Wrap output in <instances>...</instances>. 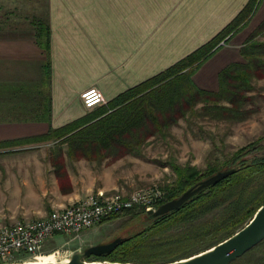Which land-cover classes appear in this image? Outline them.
<instances>
[{
    "label": "crops",
    "instance_id": "crops-1",
    "mask_svg": "<svg viewBox=\"0 0 264 264\" xmlns=\"http://www.w3.org/2000/svg\"><path fill=\"white\" fill-rule=\"evenodd\" d=\"M249 1L0 0V142L45 135L51 126L57 128L84 116L93 110L82 103L84 91L97 87L107 102L112 100L209 41ZM33 15V20L28 18ZM36 17L48 23V50L39 42ZM263 19L261 0L247 25L195 73L199 87L219 89L220 71L232 62H243L240 48ZM7 145L0 147V157L33 160L20 170L33 173L28 192L35 201L25 209H18L17 203L9 206L14 220L1 218L0 223L44 217L100 189L119 190L116 171L112 173L105 163L72 161L66 154L65 186L51 160L56 155V140ZM7 170L14 171V167ZM110 174L113 180L106 182ZM12 197L18 199L15 192ZM118 220L83 231L78 241L86 247L112 241L114 236L107 234V228ZM59 236L51 239L55 246L68 241Z\"/></svg>",
    "mask_w": 264,
    "mask_h": 264
},
{
    "label": "trees",
    "instance_id": "trees-1",
    "mask_svg": "<svg viewBox=\"0 0 264 264\" xmlns=\"http://www.w3.org/2000/svg\"><path fill=\"white\" fill-rule=\"evenodd\" d=\"M261 0H250L246 7L223 30L183 59L158 74L127 89L118 96L63 126L50 127L45 135L0 142L20 144L30 141L56 140V172L64 174L65 154L72 160L86 158L101 162L109 156L141 155L142 146L158 134L197 112L199 104L205 115L218 119H242L248 114L243 106L249 101L253 78L264 65V43L256 36L264 33V22L241 47L246 62H232L219 73L218 91L200 88L195 73L256 13ZM39 42L49 49L50 30L47 21L34 20ZM48 77L51 65H48ZM51 123V109L48 110ZM66 145V150L63 146ZM264 136L237 148L224 161L209 162L204 172L194 166L167 162L176 173L174 183L161 188L165 192L159 207L180 197L215 173L235 172L212 184L181 207L154 216L137 208L103 220L111 221L131 214L142 228L120 236L123 241L110 253L87 257L100 262L164 263L190 257L230 237L244 227L264 204ZM129 219V223L133 221ZM127 221V222H128ZM93 262V261H92ZM230 264H264V240Z\"/></svg>",
    "mask_w": 264,
    "mask_h": 264
},
{
    "label": "rangeland",
    "instance_id": "rangeland-1",
    "mask_svg": "<svg viewBox=\"0 0 264 264\" xmlns=\"http://www.w3.org/2000/svg\"><path fill=\"white\" fill-rule=\"evenodd\" d=\"M34 17L33 15L28 18L33 20ZM9 18L11 19L12 17ZM35 20H38V17ZM263 22L264 19L261 24ZM256 41L264 43V33L256 36ZM243 62H246L244 57ZM247 95L250 98L243 106V109L248 111L245 118H214L210 115H205L200 108L202 104H199L196 113L186 118H180L179 122L171 126L165 135L158 134L150 138L142 146L141 155L126 154L117 157L109 156L101 162L90 161L86 158L71 160L79 161L85 159L101 165L105 163L109 167L107 169L111 170L112 173L116 171L115 177L119 180V185L116 188L121 191L153 185L162 187L167 183H174L177 176L173 168L167 164L169 161L177 165L194 166L204 172L209 162H215L217 160L220 162L224 161L237 148L264 136V65L261 68V72L253 78L252 90ZM13 145L11 144V146ZM64 149L66 150V145ZM262 154H264V151H262ZM127 156L128 158H125ZM4 159L2 156L0 157V219L2 218L5 222H9L14 220L10 215L11 211H9V206L11 207L17 203L16 206L19 205L18 209L20 207L23 208V206L25 209L26 204H32L35 201L32 193L28 192L34 180L33 173L20 170V168L23 169L27 163H31L33 160H20L18 158ZM11 167H14V171L7 170ZM55 174L66 186L65 179L67 176L62 173L58 174L57 172ZM113 177L111 174L107 176L108 180L106 182L113 180ZM26 182H29V186L25 185ZM17 183L19 184L17 185ZM14 192L18 196V199L12 197ZM130 215H123L118 218L119 220L117 222L112 223L107 228V234L111 238L114 236L113 240L122 235L139 230L144 226L142 224L143 220L146 219L145 217H148L147 214H142L140 220H133ZM129 219L133 221L129 223ZM70 237L65 234L58 237L60 240L68 239L67 243L63 246H55L51 243L52 238L49 239L41 254L56 253L58 260H65L79 251L80 246H82L81 251L88 248L80 244L81 242L78 241L80 237L69 241ZM58 249L60 250L59 252H57ZM32 260L34 258L29 255H20L13 263L17 264ZM92 261L100 262L101 260L98 261L93 258Z\"/></svg>",
    "mask_w": 264,
    "mask_h": 264
},
{
    "label": "built area",
    "instance_id": "built-area-1",
    "mask_svg": "<svg viewBox=\"0 0 264 264\" xmlns=\"http://www.w3.org/2000/svg\"><path fill=\"white\" fill-rule=\"evenodd\" d=\"M81 100L86 109L107 103L103 92L97 87L84 91ZM164 196L165 192L158 185L136 188L131 192L100 189L65 207L54 209L44 217L0 223V264H16L13 261L20 255L35 259L49 239L65 234L71 236V241L117 213L134 208L146 213L156 211Z\"/></svg>",
    "mask_w": 264,
    "mask_h": 264
},
{
    "label": "water",
    "instance_id": "water-1",
    "mask_svg": "<svg viewBox=\"0 0 264 264\" xmlns=\"http://www.w3.org/2000/svg\"><path fill=\"white\" fill-rule=\"evenodd\" d=\"M234 169L223 170L200 182L196 186L185 191L180 197L162 204L156 211L149 214L154 216L163 215L181 207L192 196L202 189L215 184L224 178L232 175ZM264 240V204L258 209L254 217L241 229L222 242L187 258L164 263H136V264H230L238 257L258 245ZM123 239L118 237L107 243H100L89 246L84 251H77L70 257L68 262H23L17 264H91L87 257L100 256L110 253ZM110 262L108 264H116ZM122 264V263H120ZM129 264V263H126Z\"/></svg>",
    "mask_w": 264,
    "mask_h": 264
},
{
    "label": "bare ground",
    "instance_id": "bare-ground-1",
    "mask_svg": "<svg viewBox=\"0 0 264 264\" xmlns=\"http://www.w3.org/2000/svg\"><path fill=\"white\" fill-rule=\"evenodd\" d=\"M70 260V258L68 259H65V260H58L57 259V256H56V253H52V254H41V255H38L34 260H32L31 262H68ZM30 262V261H29ZM110 262H91V264H108ZM116 264H120V263H116ZM131 264V263H129Z\"/></svg>",
    "mask_w": 264,
    "mask_h": 264
}]
</instances>
